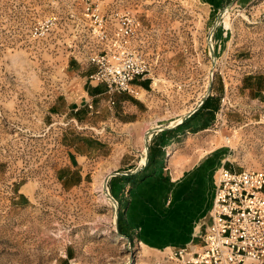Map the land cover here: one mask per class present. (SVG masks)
Listing matches in <instances>:
<instances>
[{
  "label": "rangeland",
  "instance_id": "rangeland-1",
  "mask_svg": "<svg viewBox=\"0 0 264 264\" xmlns=\"http://www.w3.org/2000/svg\"><path fill=\"white\" fill-rule=\"evenodd\" d=\"M90 2L0 0V264H184L217 170L264 171V0H100L109 35L140 22L149 73L122 98L89 80ZM211 69L216 108L179 123Z\"/></svg>",
  "mask_w": 264,
  "mask_h": 264
},
{
  "label": "built area",
  "instance_id": "built-area-1",
  "mask_svg": "<svg viewBox=\"0 0 264 264\" xmlns=\"http://www.w3.org/2000/svg\"><path fill=\"white\" fill-rule=\"evenodd\" d=\"M99 1L87 3L86 12L91 34L106 45L86 57L93 69L89 80L106 86L111 96L134 94V83L149 73L148 63L133 47L140 22L130 13L116 15L109 35L107 19L93 9ZM109 102L114 105L111 98ZM205 218L201 247L180 249L174 257L184 264H264V171H238L222 165Z\"/></svg>",
  "mask_w": 264,
  "mask_h": 264
},
{
  "label": "water",
  "instance_id": "water-1",
  "mask_svg": "<svg viewBox=\"0 0 264 264\" xmlns=\"http://www.w3.org/2000/svg\"><path fill=\"white\" fill-rule=\"evenodd\" d=\"M224 10L225 9H223L220 13H219V17L221 16V15H223L224 14ZM219 17H218V20H219ZM217 24H218V22L216 21L214 24H213V26H212V28L210 29V31H209V33H208V40H207V43H208V47H209V53H210V56H211V60H212V68H214L215 67V61H214V59H215V55H214V49H213V47H212V44H211V39H212V36H213V33H214V30H215V28H216V26H217ZM210 72H211V74H210V82H209V85H208V89H207V92H206V95L203 97V99H202V101L200 102V104L197 106V107H195L192 111H190L186 116H185V118H184V120L182 121V122H184L185 120H187V119H189L195 112H197L199 109H200V107L202 106V104L207 100V98L208 97H211L212 95H211V87H212V78H213V69H211L210 70ZM172 128H174V127H172ZM166 130H170V128H167V127H160V128H155V129H153V130H151L150 132L151 133H157V132H161V131H166ZM148 134H145L144 135V144H145V150H146V153H145V164L147 163V160H148V140L149 139H147V136ZM118 175H120V174H109V175H107V177L104 179V190H105V192L107 193V195H108V198L113 202V204L116 206V209H115V217H116V219H115V227H116V230L118 231V211H117V205H116V202H115V200L113 199V197H111L109 194H108V192H107V188H106V184H107V182H108V179L110 178V177H115V176H118ZM119 232V231H118ZM118 237L121 239V238H123V236L120 234V233H118Z\"/></svg>",
  "mask_w": 264,
  "mask_h": 264
},
{
  "label": "trees",
  "instance_id": "trees-1",
  "mask_svg": "<svg viewBox=\"0 0 264 264\" xmlns=\"http://www.w3.org/2000/svg\"><path fill=\"white\" fill-rule=\"evenodd\" d=\"M213 96L208 97L207 100L202 104V106L200 107V109L195 112L190 118H194L195 116L199 115V113H201L203 110H211V109H215L216 107H213L212 101H213ZM186 121H184L182 124H185ZM150 158L148 157L147 163H146V168L150 166ZM133 180V178H132ZM118 223H119V219H118ZM118 231L121 235H123V231L122 228L120 227V225L118 224Z\"/></svg>",
  "mask_w": 264,
  "mask_h": 264
},
{
  "label": "bare ground",
  "instance_id": "bare-ground-1",
  "mask_svg": "<svg viewBox=\"0 0 264 264\" xmlns=\"http://www.w3.org/2000/svg\"><path fill=\"white\" fill-rule=\"evenodd\" d=\"M228 10V9H227ZM225 16V15H224ZM179 123H181L182 122V120H181V118H179L178 120H177ZM174 122V121H173ZM151 128V127H150ZM153 128V127H152ZM153 130V129H152ZM152 133H150V136L149 137H151L152 135H151ZM148 137V138H149ZM101 184V183H100ZM98 188H100L99 189V192H100V196L102 197V199H104V200H107V198H108V196L106 195V193L104 192V190L101 188V186L100 187H98ZM123 246V245H122Z\"/></svg>",
  "mask_w": 264,
  "mask_h": 264
},
{
  "label": "crops",
  "instance_id": "crops-1",
  "mask_svg": "<svg viewBox=\"0 0 264 264\" xmlns=\"http://www.w3.org/2000/svg\"><path fill=\"white\" fill-rule=\"evenodd\" d=\"M118 95V97H125V96H127L126 94H117ZM186 121V120H185ZM158 133V132H157ZM155 134V133H154ZM212 196H213V194H212ZM211 201H212V198H211V200H210V203H209V205L206 207V214H205V216L207 215V213H208V210H209V208H210V206H211ZM204 216V217H205Z\"/></svg>",
  "mask_w": 264,
  "mask_h": 264
}]
</instances>
